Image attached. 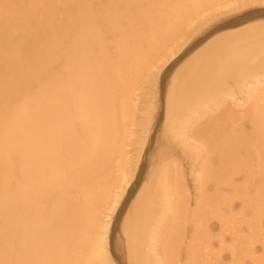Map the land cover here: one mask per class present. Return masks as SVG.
Instances as JSON below:
<instances>
[{
  "label": "bare ground",
  "instance_id": "bare-ground-1",
  "mask_svg": "<svg viewBox=\"0 0 264 264\" xmlns=\"http://www.w3.org/2000/svg\"><path fill=\"white\" fill-rule=\"evenodd\" d=\"M139 1L0 0V264H114L153 121L127 132L134 84L233 4ZM241 28L170 77L163 151L114 219L128 264H264V24Z\"/></svg>",
  "mask_w": 264,
  "mask_h": 264
},
{
  "label": "rangeland",
  "instance_id": "rangeland-1",
  "mask_svg": "<svg viewBox=\"0 0 264 264\" xmlns=\"http://www.w3.org/2000/svg\"><path fill=\"white\" fill-rule=\"evenodd\" d=\"M109 1L113 2V0ZM136 1L138 4L139 2L145 4L144 1ZM203 14H205V17H202ZM191 23L192 28L189 30H199V33L195 34L191 38L188 46L181 50L178 55L179 60L168 66L167 71L165 70L155 82L152 74H149L148 76L147 73H143L140 77H138L139 79L134 84V87L137 90L135 92L137 97L135 99L132 97V99L135 100V103H131V115L129 117V121L126 122L127 132H131L138 137L140 132L144 133L147 127V125H145L146 123L142 121V113L148 112L150 117L153 118L147 144L143 151L144 154H142V156H146V159L144 162L142 161L143 158L141 159L137 170L138 176L135 175V178L140 182H142L146 177V172L153 159L156 160V158H158L157 156L164 148L161 132L164 119L165 95L173 72L178 69L179 66L182 65L183 62L189 58L198 47H200V45H202L208 38L210 39L213 34L216 35L221 32H226L228 29L233 30L236 29V27H243L239 30V32H241L244 28L247 29L248 27H255V30H258L259 26L264 24V2H261L260 0H233V4L230 8L226 7L221 8L220 10L210 8L209 10H206L196 16L192 22L184 23L182 28L186 25H190ZM219 30L222 31L218 32ZM161 83L163 84V93L161 92ZM150 85L156 86V93L155 91H153V93L147 91ZM174 160L177 163V161H179V157L174 158ZM184 169L185 168H183V171L186 173V169ZM137 187L136 183L135 188H131L132 190L130 192H135ZM187 187L190 190L192 189L190 182ZM129 189L130 186L126 191L120 206H122L123 202L129 197L130 193L127 195ZM129 204L123 216L125 215ZM116 217V215L113 217L110 225L112 226V229L109 231L108 237L109 252L112 256L114 264H128L125 243L121 234V222L123 217L121 218L120 223L116 224L114 227V219Z\"/></svg>",
  "mask_w": 264,
  "mask_h": 264
},
{
  "label": "trees",
  "instance_id": "trees-1",
  "mask_svg": "<svg viewBox=\"0 0 264 264\" xmlns=\"http://www.w3.org/2000/svg\"><path fill=\"white\" fill-rule=\"evenodd\" d=\"M166 71H167V69H166ZM161 92L163 93V84L161 83ZM138 176V175H137ZM137 181V182H136ZM134 183L136 184L137 183V186H138V183H140V181L139 180H135L134 181ZM132 188V187H131ZM129 189L128 190V194L127 195H129V193H130V195H129V197L127 198V200H125L124 202H123V204H122V206L120 207V209H119V211H118V213H117V215L116 216H119V215H121L122 213H123V211H124V209L126 208V206L128 205V201H129V199L132 197V195H133V193H131L130 191L132 190V189ZM118 220V219H117ZM117 220H115L114 221V227H115V225L117 224Z\"/></svg>",
  "mask_w": 264,
  "mask_h": 264
}]
</instances>
